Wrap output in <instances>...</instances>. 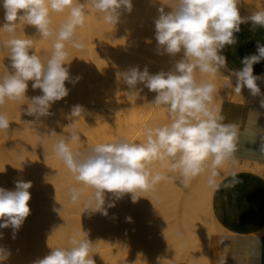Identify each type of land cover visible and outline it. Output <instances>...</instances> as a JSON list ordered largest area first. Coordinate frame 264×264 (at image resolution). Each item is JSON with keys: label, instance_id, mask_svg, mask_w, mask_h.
Returning a JSON list of instances; mask_svg holds the SVG:
<instances>
[{"label": "bare ground", "instance_id": "bare-ground-1", "mask_svg": "<svg viewBox=\"0 0 264 264\" xmlns=\"http://www.w3.org/2000/svg\"><path fill=\"white\" fill-rule=\"evenodd\" d=\"M144 1L132 0L133 7ZM154 1L161 3L165 12L171 11L169 5L173 0ZM150 4L148 11L152 13ZM151 8L152 11L157 10L156 6ZM140 12L143 13L141 7H135L131 13L123 12L116 25L106 23L102 13L86 15L84 25L75 32V39L83 47H73L79 54L68 58L70 64L65 65L70 76L73 79L79 77V80L75 84L65 82L70 89L69 95L53 105L50 110L53 115L35 120L25 114L27 99L42 94L39 89H32V81L28 82L27 99L6 100L0 105V113L7 115L10 125L7 130H0V188L14 190L15 181L19 179L33 184L29 189L31 199L28 202L31 213L16 233V238H12L10 227L0 229L3 233L0 246L11 253L4 264H33L52 248L70 247L71 238L83 239V232L88 233L92 242L91 255L95 264H209V244L213 234L209 226L217 230L218 225L211 210L213 189L207 183V168L189 180L187 186L179 179L162 180L154 189L139 192L141 198L136 203L131 201V194H124L104 216L86 211L84 205L93 189L78 183L54 151L58 141L62 137L67 141L72 133L77 134L79 140L70 143L71 149L87 152L98 144L117 142L122 138L144 143L146 127L171 123L166 107L150 103L156 93L143 85L137 86L142 91L129 89L117 75L137 66L141 70L147 66L152 74L168 71L183 55L182 52L175 57L158 54L153 35L155 30L151 28L155 27L154 21L159 15L153 11L154 17L151 15L147 19L152 20L151 23H143L140 16L144 14ZM50 16L51 28L55 32L68 18V10L51 12ZM3 17L4 10L0 7V26L4 23ZM146 23H150L151 28ZM144 31L152 34L147 37ZM14 35L21 39L31 38V51L42 61L50 56L55 36L44 39L34 26L25 23H17ZM10 38L11 34L0 30V77L10 70L9 50L5 47ZM69 44L66 43L67 52ZM148 51L155 53L148 55L151 59L147 56ZM156 54L166 55L165 60L161 58L162 64L148 61L154 62L152 59ZM221 71L215 76L195 73L198 83L215 84L209 105L212 109L218 111L224 96L227 99L229 95L238 99L242 96L241 101H252L254 96L247 88L241 94H236L232 87H227L228 92H225L221 87L223 81L220 85L217 82L227 78L231 81L228 84L234 86L235 77L230 76L227 69ZM73 105L82 106L80 117L70 115ZM250 163L245 161L243 167L264 176V160ZM236 165L225 161L217 168L216 181ZM149 167L153 173L178 176L169 170L166 161H153ZM72 187L82 189L80 199L75 203L70 199L69 189ZM105 195L107 206L114 197L112 193ZM127 217H131V222ZM162 227L164 231H161Z\"/></svg>", "mask_w": 264, "mask_h": 264}, {"label": "clouds", "instance_id": "clouds-1", "mask_svg": "<svg viewBox=\"0 0 264 264\" xmlns=\"http://www.w3.org/2000/svg\"><path fill=\"white\" fill-rule=\"evenodd\" d=\"M241 0H173L171 11L164 7L158 9L159 16L154 21V39L158 54L175 57L183 53L168 71L149 72L145 66H138L118 73V78L129 89L142 91L143 85L150 92L156 93L152 104L164 106L171 115V123L157 127H146V142L134 143L126 139L117 142L101 143L87 152H74L71 142L79 140L72 133L66 141L63 137L54 146L56 155L64 162L75 180L93 189L85 202V209L91 213L108 215V209L115 207V201L124 194H131V201L138 202L139 192L150 191L162 180L179 179L185 186L189 180L209 170L208 186L219 189L216 181L217 168L236 151L237 125L223 123V117L209 105L215 92V84L198 83L195 73L215 76L222 69H227V57L223 55L226 46L237 44L236 33L241 24L250 23L251 29L264 28V10L253 11L248 16H241L238 5ZM4 10V23L0 30L11 34L5 43L9 50L10 70L0 77V105L6 100H24L28 82L32 89H39L41 95L28 100L25 114L35 120L47 118L53 113V105L69 95L73 79L65 65L68 62L66 43L80 49L83 44L75 39V32L82 27L85 17L90 13H102L106 23L116 25L123 12L131 13L132 0H0ZM68 10V18L55 32L51 28V12L63 13ZM17 23L34 26L38 34L48 39L55 36L52 52L46 61L31 51V38H16ZM255 54L241 60L242 68L228 69L235 77L231 84L236 94L244 88L252 96L264 95L257 84L264 76L254 75L253 66L264 60V44L257 42ZM264 107V99L260 101ZM83 108L73 105L72 117H80ZM6 114L0 113V130L9 128ZM264 151V145H261ZM168 162L169 170L178 173L176 177H167L160 172L153 173L149 165L153 161ZM225 187L234 186L238 181L235 173ZM31 181H15L14 190L0 188V229L11 228L12 238L30 215L29 201ZM82 189H69L71 202L80 199ZM106 193H112L106 205ZM131 222V217L126 218ZM83 239H70V247L52 248L43 258L33 264H95L91 255L92 242L88 233L83 232ZM3 233H0V238ZM10 252L0 246V264L10 256Z\"/></svg>", "mask_w": 264, "mask_h": 264}, {"label": "crops", "instance_id": "crops-1", "mask_svg": "<svg viewBox=\"0 0 264 264\" xmlns=\"http://www.w3.org/2000/svg\"><path fill=\"white\" fill-rule=\"evenodd\" d=\"M238 8L242 17L248 16L253 11L264 10V0H241ZM240 29L235 34L237 44L226 46L222 53L227 57V70L242 68L241 60L256 53L257 42L264 44V28L252 30L251 24L246 23ZM253 68L254 75L264 76V60ZM257 84L264 94V79ZM261 99L264 95L254 96L252 101L227 99L218 109L223 123L237 125L233 156L237 165L217 182L219 189L212 191L211 210L218 229L210 238L209 264H264V176L243 167L245 161L252 164L264 160ZM233 173L238 182L225 187Z\"/></svg>", "mask_w": 264, "mask_h": 264}, {"label": "rangeland", "instance_id": "rangeland-1", "mask_svg": "<svg viewBox=\"0 0 264 264\" xmlns=\"http://www.w3.org/2000/svg\"><path fill=\"white\" fill-rule=\"evenodd\" d=\"M151 1H152L153 4L150 2V0H145L144 2H141V3H140L141 6L139 5V6L141 7L142 11H143V13L140 12V14H144V16H143V15L140 16L141 19L144 21L143 23H145V21L151 23L152 20H150V21L147 20V19H149L148 16H151V15L153 16V11H154V12L157 11V12H156V13H157L156 15H159L158 9H159L161 6H163V5H162L161 3H159V2H156V1H154V0H151ZM148 3H149V4L151 3V4H150L151 7H154V8H155V6H156L155 9H157V10H156V11H155V10L152 11L153 8L150 7V10H151V12H152V13H150V12L148 11V8H149ZM153 5H155V6H153ZM139 6L137 7V4H136V6L134 5L133 10L135 9V7H136V9H137V8H140ZM146 7H147V8H146ZM145 10H146V11H145ZM145 12H146V13H145ZM145 15H146V16H145ZM154 15H155V13H154ZM152 16H151V17H152ZM153 17H154V16H153ZM157 17H158V16H157ZM154 19H155V18H153V20H154ZM150 23H149V24H150ZM149 24L146 23V26L149 25ZM144 26H145V25H143V28H145ZM150 26H151V25H149V26H147V27H150ZM152 26H154V23L152 24ZM147 27H146V29H147ZM150 28H151V27H150ZM150 28L147 29V30H150L151 32H152L153 28H154V30H155V27H152V28H151L152 30H151ZM146 29H145V30H146ZM147 30H146V31H147ZM146 31H144L145 35L148 34V33H146ZM150 31H148L149 34H152ZM153 32H154V31H153ZM149 34L147 35V37L149 36ZM153 35H154V34H153ZM67 53H68V58L76 57V56H78V54H79L78 51H77L76 49H73V47H72L71 44H69L68 52H67ZM147 53H148L147 56H148V55L153 56V55L155 54V53H153L152 51H151V53H150L149 51H148ZM149 53H150V54H149ZM151 56H148V57L150 58ZM155 56H157V57H156L157 59L155 58ZM155 56H154L153 59H152V60H154V62L151 61V60H148L149 58H148L147 60L150 61L151 63H155V64L159 63V64H162V63H163V60H165V56H166V55L164 56V55H157V54H156ZM158 56H159V57H158ZM160 56H161V57H160ZM151 58H152V57H151ZM151 58H150V59H151ZM161 58H163V60H161ZM159 59H160L162 62H161ZM157 60H158V61H157ZM159 61H160V62H159ZM155 64H154V65H155ZM159 64H157V65H159ZM220 72H222V71H220ZM222 79H223V80H222ZM226 80H228V79H227V78H221V80H219L220 82H217V84L220 85V84L222 83L221 81H223L224 84L222 83V84H221V87L223 86V88L226 90L225 92H228V91H227V90H228L227 87H229V88L231 87V85L228 84V83H231V81H229L230 79L228 80L229 82L226 81ZM226 84H227V86H226ZM219 85H218V86H219ZM225 86H226L227 89L225 88ZM245 90H246V89H245ZM245 90L243 89L242 91H245ZM226 95H229V93L226 94ZM227 97H228V99H231V100H234V99H235V100H241V99H242V96H241L240 99H238V98H234L232 95H231V98H230V95L227 96ZM225 98H226V97L224 96V97L222 98L221 102H223L224 100H227V98H226V99H225ZM169 172H170V171H169ZM205 223L207 224L208 221L205 220ZM205 223H204V224H205ZM206 224H205V227H206L207 229H209L208 226H209L210 224L208 223V224H209V225L207 224L208 226H207ZM209 227L211 228V229H209V230H212L213 233L217 232L216 227H214V226H212V225H210ZM214 229H215V230H214ZM162 230H163V227H162L161 231H162ZM163 231H164V230H163ZM212 231H211V232H212ZM162 247H163V246H162Z\"/></svg>", "mask_w": 264, "mask_h": 264}]
</instances>
